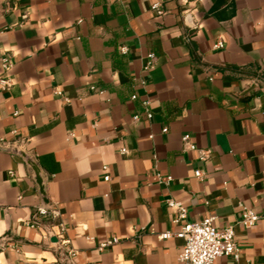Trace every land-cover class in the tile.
I'll use <instances>...</instances> for the list:
<instances>
[{
    "label": "crops",
    "instance_id": "crops-1",
    "mask_svg": "<svg viewBox=\"0 0 264 264\" xmlns=\"http://www.w3.org/2000/svg\"><path fill=\"white\" fill-rule=\"evenodd\" d=\"M1 79L0 264H174L168 200L234 227L239 261L214 264H264V0H0ZM11 146L46 179L54 214L36 227Z\"/></svg>",
    "mask_w": 264,
    "mask_h": 264
},
{
    "label": "built area",
    "instance_id": "built-area-1",
    "mask_svg": "<svg viewBox=\"0 0 264 264\" xmlns=\"http://www.w3.org/2000/svg\"><path fill=\"white\" fill-rule=\"evenodd\" d=\"M152 9L157 12L158 16H163L165 14L164 10L161 8L160 3L152 5ZM223 44L220 43L216 47H222ZM123 52L127 49L123 48ZM150 59H154V54L149 55ZM12 65L9 63L7 58H3V68L5 70H10ZM153 63H149L148 68H152ZM0 83L4 88L7 87L9 80L1 79ZM264 92V87L260 88ZM137 95H133L132 99H136ZM150 100L143 102L144 117L151 119L153 114L150 110ZM141 116H135L134 119L138 120ZM164 133L167 129L163 130ZM183 141L190 150H195V146L190 142L188 135L183 137ZM12 147V146H11ZM10 148V147H9ZM0 146V150H1ZM122 153H127L126 149L121 150ZM209 152H201L202 160L206 159ZM105 171L108 170L107 166L103 168ZM195 176L201 178L203 176L201 171H196ZM161 178V176H158ZM105 181L110 180V176H105ZM172 177H168L170 182ZM167 204L169 207L176 209L178 216L173 220L174 223H179L182 221L183 225L179 232L172 233L166 232L161 235L163 239L178 238L183 241V245L178 254L177 261L174 264H214L216 260L222 256H227L233 258L235 261H239L240 250L235 239V230L233 226H228L227 228L219 229L216 225V216H210L204 220L198 222L187 221V210L179 202L174 200H168ZM54 214L53 208H44L42 206L38 207L35 213V219L33 220L32 226H39V219L49 218ZM260 219V216L256 214L253 210L244 208L241 215V222L247 226H253ZM50 235V233H49ZM56 236V235H55ZM264 241V240H263ZM119 242V238H112L100 246V250L107 246L114 245Z\"/></svg>",
    "mask_w": 264,
    "mask_h": 264
},
{
    "label": "water",
    "instance_id": "water-1",
    "mask_svg": "<svg viewBox=\"0 0 264 264\" xmlns=\"http://www.w3.org/2000/svg\"><path fill=\"white\" fill-rule=\"evenodd\" d=\"M5 151L17 154V155H19V156L24 158V160L27 162V164L33 170L34 181H35V183H36V185L38 187L39 196L41 198V206L44 207V208H53V206L51 205V203H50V201L48 200V197H47L46 179H45L40 167L36 163L35 159L32 158L30 155H28L22 149L17 148L16 146H12L10 148H6ZM50 237H51V241L53 243L58 242V239H57V237L55 236V234L53 232H50Z\"/></svg>",
    "mask_w": 264,
    "mask_h": 264
}]
</instances>
